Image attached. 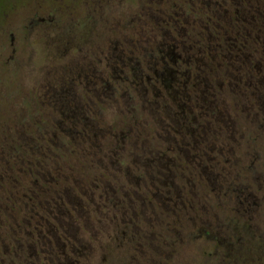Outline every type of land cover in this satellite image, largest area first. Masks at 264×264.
Listing matches in <instances>:
<instances>
[{
  "label": "flooded vegetation",
  "instance_id": "1",
  "mask_svg": "<svg viewBox=\"0 0 264 264\" xmlns=\"http://www.w3.org/2000/svg\"><path fill=\"white\" fill-rule=\"evenodd\" d=\"M51 1L65 11L85 6L93 16L98 5L101 13H106L105 0ZM260 18L264 19V0H145L139 15L129 22L133 36L117 50L111 49L108 58L120 66L122 77L115 80L113 72L106 70V81L114 80L113 96L128 94L133 101L132 106H126L124 121L135 128L128 127L124 139L134 136L138 141L141 130L148 125L154 131V147L143 148L140 153L143 161H150L149 167L153 166L149 178L158 183L155 191L171 195L164 190L161 177L179 180L185 178V171L193 176L202 163L211 162L210 168L218 169L219 175L224 170L225 157L229 159L230 152L224 154L227 147L232 150L230 158H236L234 146L239 138L230 127H236L239 113L244 111L242 107L255 113L256 90L263 85L256 84L258 76L264 77L263 44L258 35L264 33V26H260ZM43 22L38 19L39 24ZM143 32L150 37L144 39ZM107 61L104 65L110 66ZM133 66L137 67L138 76L134 75ZM80 73L66 74L63 85L68 86L66 93H72L69 104L78 98L71 87L79 82ZM138 86L144 90L138 91ZM89 95L95 97L93 91ZM89 95L87 91L83 100ZM39 97L40 106L26 114L24 127L30 134L26 144H35L41 154L24 156L5 170L0 166V264H79L84 254L74 237L68 236L69 224L62 223L76 213L69 193L76 190L78 176L73 170L64 171L59 161L67 157L89 158V135L72 130L84 128L86 118L74 116L76 112L67 102L66 115L57 110L58 106L63 107V97L58 93ZM91 104L95 102L85 105L90 109ZM138 115L141 119L147 115L149 122L141 120L138 125ZM249 116L247 123L255 124L256 117L249 121ZM72 133L78 135L77 144L70 142L74 138ZM112 137L119 143L117 135ZM15 139L10 141L16 144L19 138ZM142 144H147V140ZM121 148L113 151L111 158L124 164L126 147L119 152ZM159 162H166V166ZM184 162L196 164L188 167ZM18 165L24 170H15ZM134 168L141 173L139 165ZM201 171L205 173L204 166ZM94 187L91 194L94 197L98 193L99 210L108 213L109 208H116L117 203L106 187ZM142 194L143 199L156 197L147 189ZM170 195L163 198L172 201Z\"/></svg>",
  "mask_w": 264,
  "mask_h": 264
},
{
  "label": "rangeland",
  "instance_id": "2",
  "mask_svg": "<svg viewBox=\"0 0 264 264\" xmlns=\"http://www.w3.org/2000/svg\"><path fill=\"white\" fill-rule=\"evenodd\" d=\"M105 1L106 13H101L103 11L97 5L96 12L91 16L92 12L85 6L65 11L51 0H0V140L4 139L5 135L6 138L8 136L7 142L15 137L26 143L30 136L24 127L26 114L40 106L37 102L41 101L39 95L42 94H60L63 97V107L60 105L57 110L64 113L68 104L76 112L74 116L86 118L83 120L85 130L81 127L72 130L86 132L90 137L87 153L96 154L92 157L86 154L89 158L85 159L67 157L59 161L64 171L73 170L78 176L75 178L78 182L76 190L69 193L76 213L74 217L69 216V219L62 223L69 224L68 236L74 237L81 254H84L79 258V264H221L220 255L213 253L212 257L208 258L202 255L203 250H212L209 242L204 238L200 239L204 229L220 233V239L225 236L223 230L227 225L222 226L225 216L214 207L217 204L216 195L208 190L209 186H216L211 174L216 175L218 169L212 170L209 163L201 164L209 179L203 180L206 187L201 188L196 184L200 179L185 171V178L179 180L168 176L161 177L165 183L164 190L171 192V195L155 191L153 188L157 187L158 183L149 178L153 166L150 168L151 162H144L140 153L143 148L154 147L151 139L154 131L151 132L152 129L148 125L141 130L142 136L138 141L134 136L124 139L128 127L135 128L124 121L127 116L126 106H132L133 101L128 94L120 96L121 94L116 93L113 96L114 80L106 81V70L113 72L115 80L122 77L119 73L120 66L112 63L108 57H111V49L117 50L133 36L129 22L139 15L141 2L144 3L145 0ZM38 19H43L44 22L39 24ZM148 34L143 32V35H146L144 39L150 37ZM104 57L108 59L106 61L111 67L104 65ZM101 59L103 64L99 62ZM133 68L134 75L138 76L137 67ZM71 71L81 72L82 77L76 86L71 87L78 98L74 100L75 103L69 104L67 101L71 100L72 93H66L68 86L64 87L63 84L67 79L66 74ZM261 78L264 80V77ZM259 89L257 87L256 96L262 101L264 98L260 97L262 92ZM137 90L144 89L138 86ZM87 91L88 95L93 91L95 97L89 95L84 101L82 96ZM89 99L92 103L95 102L94 105L91 104L90 109L89 105H85L90 102ZM242 109L244 111L239 113L236 127H230L237 132L236 138L241 134L245 138L255 134L256 124L247 123L246 117L250 115V121L257 112L253 113L254 111L248 110L246 106ZM89 110L92 111L91 114ZM138 116L140 118V115ZM141 120L149 122L147 115L138 119V125ZM112 134L117 135L119 143H116L114 137L111 138ZM71 136L75 141L70 142L77 144L78 135L72 133ZM144 140H147V144L143 145ZM117 144L118 148L122 147L119 152L126 147L124 164L118 163L115 157L111 158V153L118 149L115 148ZM30 146L35 154H41V150L35 149L36 146ZM242 146L244 142L235 144V159H241L240 165L247 166L255 182L261 184L263 171L257 170V164H249ZM186 164L192 167L196 163ZM137 165L140 166L141 173L134 168ZM17 169L24 170L21 166H17L15 170ZM186 179L191 180L192 187L190 185L184 189L182 187ZM241 181L234 182L236 188L248 183L247 180ZM230 183L233 184V180ZM95 185L106 187L117 203L116 208H109L108 213L97 208L98 193H95L94 197L91 194V187ZM253 186L255 187L254 182ZM145 189L155 193L156 197L143 199L145 194L142 193H145ZM134 190L138 193H130ZM185 194L192 202L190 205L184 206V203H181L182 198H186ZM168 195L172 197V202L163 198L169 197ZM183 206L186 209L181 211ZM214 214H217L216 220ZM226 223L231 224L229 221ZM257 223L261 227V223ZM253 224L257 228L256 222ZM262 225L264 227V221ZM231 264L240 263L235 258Z\"/></svg>",
  "mask_w": 264,
  "mask_h": 264
},
{
  "label": "trees",
  "instance_id": "3",
  "mask_svg": "<svg viewBox=\"0 0 264 264\" xmlns=\"http://www.w3.org/2000/svg\"><path fill=\"white\" fill-rule=\"evenodd\" d=\"M260 20V26H264V19L260 18ZM258 35L260 36L259 41L263 44V50H261V52H264V33ZM255 40L258 41L257 38H255ZM262 57L264 58V53ZM256 74L259 75L258 73ZM260 78V76L257 77L256 84H259V82L263 84L260 87V90L262 95H264V80ZM258 99L259 97H256L257 109H255V112L258 113V117H255L258 119L255 118V134L248 135L246 138L242 134L238 135V142H244V146L242 147H244L246 153L245 157L249 160V164H257V170H262L263 172H261L263 174L261 176L264 177V99L262 101L261 99ZM234 132L235 130H233V133ZM4 138H6L5 135ZM22 141V139H20V141L18 139L17 143L13 144L1 138L0 166L4 170L12 163H18L19 159H22V157L35 154L32 151V148H30V144L22 143ZM32 145L36 146L35 144ZM228 148L229 147L224 150L225 156L228 154V151L230 153L229 159L226 160L227 157H225V161L222 163L224 166L223 172L219 175L213 174L212 176V181L216 186L211 187L208 185L209 193L211 192L216 195L215 198L217 204L214 207H216L217 210L219 209V211H222L223 216H225V220L222 223V226L224 227L227 225L225 230H223L225 236L220 239V233H212L210 230L201 229L204 233L200 234V239L204 238L205 241L209 242L210 250H212L206 251L205 249L202 251V255L207 258L212 257L213 253L218 256L220 255L222 257L221 264H231L235 258L240 264H264V227L262 225V222L264 221V178H262L263 180L261 184H257L255 179H253L249 168L240 165L241 159L230 158L232 150H229ZM35 149L38 151L39 147L36 146ZM186 163L189 164L190 162H184L187 166ZM169 164L170 167L171 163ZM209 164H211V162ZM159 165L166 166V162H159ZM196 170V174L193 176L200 179L196 184H199L202 188V186H205L203 185V183H205L203 180L206 179L209 181V179L206 177L207 173H203L201 168ZM229 179H231V181L233 180V184L230 183L231 181H229ZM240 180H242L241 182L247 180L249 184L247 183L246 186L239 185L236 188L234 182H240ZM253 182L255 187L253 186ZM161 183L165 184L164 182ZM190 185L191 180L186 179L183 182L182 188H188ZM190 194L193 195L191 191ZM185 196L186 198H182L183 200H181V203H184V206H186L185 204L190 205L192 202L189 200V196L187 194H185ZM168 202L172 201L169 200ZM184 206L181 208V211L186 209ZM178 214L179 213L177 212V215ZM216 216L217 214L213 215L215 220L217 218ZM175 221L177 224L179 223L177 220ZM227 221L231 224H227ZM257 221L261 223V227L258 226ZM254 222H256L257 228L253 224Z\"/></svg>",
  "mask_w": 264,
  "mask_h": 264
}]
</instances>
